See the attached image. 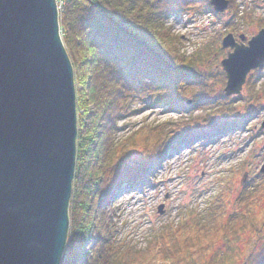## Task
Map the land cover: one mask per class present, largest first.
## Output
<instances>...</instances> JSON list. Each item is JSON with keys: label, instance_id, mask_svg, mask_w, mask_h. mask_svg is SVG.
Returning a JSON list of instances; mask_svg holds the SVG:
<instances>
[{"label": "trees", "instance_id": "16d2710c", "mask_svg": "<svg viewBox=\"0 0 264 264\" xmlns=\"http://www.w3.org/2000/svg\"><path fill=\"white\" fill-rule=\"evenodd\" d=\"M234 1L228 11L241 13L237 24L248 23L251 12L246 6L239 11ZM61 2V41L74 84L82 89L75 90V167L60 264H264L263 182L243 187L230 210L216 198L202 209L179 208L177 220L154 225L142 245L117 239L111 220V200L124 184L144 187L166 155L198 137L240 128L248 119L237 121L239 108L222 91L212 92L214 77L223 85L225 81L218 65L211 63L212 50L188 54L187 38L169 23L171 17L214 14L208 0ZM256 73L250 86L253 110L264 107V70ZM134 103L165 107L179 117L119 136L127 125L118 127L117 122L138 112ZM207 108L210 114L193 115ZM245 236L241 257L232 248ZM217 243L223 252L213 251Z\"/></svg>", "mask_w": 264, "mask_h": 264}, {"label": "water", "instance_id": "95a60500", "mask_svg": "<svg viewBox=\"0 0 264 264\" xmlns=\"http://www.w3.org/2000/svg\"><path fill=\"white\" fill-rule=\"evenodd\" d=\"M57 13L56 0H0V264H60L66 246L77 108ZM238 39L221 40L224 96L264 69V28Z\"/></svg>", "mask_w": 264, "mask_h": 264}, {"label": "rangeland", "instance_id": "374dc122", "mask_svg": "<svg viewBox=\"0 0 264 264\" xmlns=\"http://www.w3.org/2000/svg\"><path fill=\"white\" fill-rule=\"evenodd\" d=\"M227 2L229 6L221 13H215L211 7L214 14L206 12L200 17L169 18L173 31L187 38L186 52L188 54L198 52L202 55L207 50H212L211 53L214 55L210 56V60L213 62H209L218 65L217 69L223 74L220 61L225 58L228 49L221 48L222 38L232 34L237 42L240 35L248 40L264 28L262 24H258L264 22L262 19L264 18V1L235 0L233 3L239 6V11H243L246 6V9L251 12L249 22L242 21L241 24H237L241 13L237 12L236 15L232 9V12H229L231 3L230 0ZM56 4L60 13L61 0H56ZM220 72L217 71L216 74ZM255 73L256 70L253 69L247 74L240 93L225 96L229 98L232 105L239 108L235 114L237 121L248 118L241 123L243 126L233 131L224 130L213 136L198 137L192 144L166 155L154 178L150 179L144 187L128 188L126 184L121 187L110 203L113 211L111 220L115 224L113 226L117 239L133 240L142 245L145 242L143 237L154 225L166 220H177L179 208L202 209L216 198L222 200L228 206L227 210H230L231 203L243 187L264 183V173L260 172L264 165V130L260 129L264 118V107L253 110L254 102L250 99L252 92L250 86L256 79L257 73ZM214 78L216 81L212 92L218 94L222 91L224 95L225 81L223 85L218 80V76ZM73 85L76 91L82 89L79 84ZM148 104H133L132 107L137 108L138 112L117 122L118 127L123 123L127 125L124 131L119 132V136H125L144 124L179 117L178 112ZM201 109L194 110L193 115L210 114L209 108ZM87 112L91 113L89 110ZM81 113V110L78 111V114ZM184 114L189 115L190 111ZM262 192L264 194V188ZM258 195L261 198V195ZM159 205H163L164 213L161 215L157 213ZM247 239V236L242 237L232 251L237 250L241 257L244 256ZM224 249L221 243L213 246V251L223 252Z\"/></svg>", "mask_w": 264, "mask_h": 264}]
</instances>
